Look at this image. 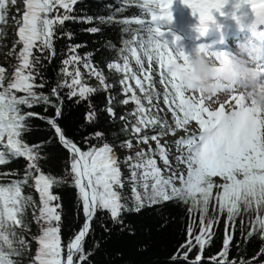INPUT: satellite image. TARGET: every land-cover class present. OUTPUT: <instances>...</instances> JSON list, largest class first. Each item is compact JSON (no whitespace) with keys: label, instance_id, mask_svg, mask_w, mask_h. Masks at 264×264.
I'll return each mask as SVG.
<instances>
[{"label":"snow or ice","instance_id":"obj_1","mask_svg":"<svg viewBox=\"0 0 264 264\" xmlns=\"http://www.w3.org/2000/svg\"><path fill=\"white\" fill-rule=\"evenodd\" d=\"M15 2L0 0V21L5 19L9 3L14 5ZM80 2L23 0L24 10L17 21L18 40L14 41L12 52H15V45L22 46L16 54L18 63L11 66L13 78L6 86L7 69L0 65V165L14 158L22 157L26 161L22 178L0 184V264H13L10 257L19 254L16 245L26 244L16 229L29 227L23 216L29 204L34 202L31 196L22 194V185L29 180L34 181L39 193V215H33L35 222L41 225L40 234L35 237L38 248L34 259L37 264H94L91 258L104 239L103 236L101 240L94 238L86 247V237L93 232L94 219L109 236L111 229L105 223L109 219L113 227L119 226L120 232L134 234L132 225H125L123 221L124 213H139L146 206L169 201L186 205L189 217V239L172 254L171 264L178 260L202 264L203 252L212 245L221 216L225 229L222 246L207 257L209 264H264V110L254 103L249 104L242 93L231 91L228 94L229 90L223 84L214 86L219 95L207 102L195 90H186L188 57L173 46L178 37L174 36L171 42L163 39L159 26L161 21H171L172 0H117L120 7L104 5L107 15L87 14L83 8H77ZM182 2L198 14L199 29L205 31V22L213 19L212 11H219L226 0ZM241 4L264 13V0H237L234 6L238 8ZM131 5L137 6L140 14L123 16ZM66 22L90 25L82 31L91 35L101 33V26L117 25L121 46L117 47L110 37L102 36L94 41L100 44L99 49L81 55L78 50L86 47V43L71 42L75 33ZM124 34H127L126 38ZM60 40L68 43L66 47L61 45L63 59L55 72V81L50 84L44 69L57 57L56 44ZM97 51L102 53L101 60L106 62L107 69L120 74L118 80L109 82L98 62L92 59ZM113 51L117 59L107 60L103 53ZM220 58L216 55L217 61ZM131 61L135 62L139 75L132 68ZM153 62L164 88L163 102L172 114L171 122L162 118L158 105L153 104V100L158 101L161 96L153 83ZM81 65L90 77L95 78V85L85 82ZM129 81L135 82V88ZM117 83L119 91H116ZM45 87L49 91H43ZM100 92L106 93V102L93 103L91 96ZM65 97L69 101L75 98L76 104L87 100V111L83 115L85 123H80L79 128L100 123L106 114L110 123L117 119L121 121L122 132L135 137L138 143L148 145L147 149L141 148L124 158L131 173L130 204L123 202L124 197L117 190L124 187V180L105 132L93 131L83 136L86 150L67 135L66 128L60 123L66 116ZM129 101L134 102L135 107L117 117L114 105H127ZM209 103L212 107L208 106ZM35 106L42 107L43 112L30 110ZM154 108L157 109L155 114ZM32 118L42 121L43 127L34 126ZM191 121L196 122L197 129L189 127ZM34 130L43 132L45 137L38 143L26 142L24 134ZM177 130H182L183 135L173 141L161 142L169 134L175 136ZM93 140L97 143H92ZM151 141L155 142V147ZM54 143L62 145L69 154L64 174L60 176L43 171V163L52 158L44 149ZM173 144L177 153L174 157L170 155ZM121 147L132 149L131 138L122 141ZM157 156L163 162V169L158 166ZM173 159L176 168L185 166L186 173L173 170ZM165 171L169 174L165 175ZM11 174L17 175V170L12 169ZM63 184L76 190V219L79 220L81 210L83 213L78 230L71 224L68 226L71 235L66 250L61 242V197L53 192L54 186ZM214 187L219 189L215 193ZM210 207L214 213L212 217L207 215ZM196 213L199 215L198 225ZM159 220L164 221L161 227L167 224L162 213ZM237 228L245 243L254 237L261 241L258 251L247 259L243 256L229 258ZM236 245L239 252L240 241ZM197 246L195 257L190 259L189 253Z\"/></svg>","mask_w":264,"mask_h":264},{"label":"trees","instance_id":"obj_2","mask_svg":"<svg viewBox=\"0 0 264 264\" xmlns=\"http://www.w3.org/2000/svg\"><path fill=\"white\" fill-rule=\"evenodd\" d=\"M111 4L113 8L120 7V4L117 0H81L77 5V8H83L87 14L90 15H107L108 12L104 5ZM19 9V12L17 11ZM24 10L23 0H16L15 4L12 5L9 3L7 11L5 13V19L0 21V65H4L7 69L6 79L4 80L5 86L8 81L13 77L11 72L13 71L12 65L18 63L16 60V54L19 51V47L22 45H15V52H12L14 47V41L18 40L17 30L14 34V30L9 27V25L18 27L17 21L21 18L22 12ZM134 14H140V9L131 5L122 13L123 16H132ZM66 25L71 28L75 35L72 39V43H86V47H81L78 51L81 55L85 52H88L93 49H99L100 44L94 43V41L100 40L103 37H110L117 45L120 47V29L119 26L114 25L111 27L101 26L103 31L97 35L88 34L82 29H86L90 25L80 24V23H71L66 22ZM135 27V25H133ZM125 38L127 34H124ZM68 41L60 40L57 42V57L51 62V64L44 69L46 78L49 80L50 84L55 81V72L60 67V61L63 59V56L60 55L61 45H67ZM12 53L9 55V53ZM102 53L97 51L92 59L98 62V66L101 67L109 77V82L113 80H118L120 74L115 73L114 71H109L106 67V62L101 60ZM106 56L107 60L117 59L116 52H105L103 53ZM122 63V61H120ZM47 63V62H45ZM132 66V65H131ZM81 72L83 74L84 80L86 83L95 85L97 81L94 77H90L86 69L83 68V65L80 66ZM120 85L116 84V91H119ZM43 91H49L48 87L42 89ZM22 94V93H17ZM121 98L123 95L121 94ZM69 101L65 97V111L66 116L60 120L62 126L67 130V135L74 139L83 150H86L87 145L83 143L82 137L86 136L88 133L93 131H104L106 134L107 142L112 146L113 152L114 148H119L121 151L120 158L117 159L118 166L120 165L122 178L124 180V187L122 189H117L121 192L124 197V203H131L132 197V187L131 181L129 179L131 173L124 162V158L129 155H134L139 149H127L121 147V142L131 138L132 143L137 142L135 137L125 134L121 131L123 125L119 119L115 123H110L106 114L101 117L100 123L94 126H85L79 128L80 123H85L83 121V115L87 111V100L82 101L79 104ZM93 103L106 102V93L100 92L93 94L91 96ZM115 111L117 117L123 115L126 111L131 112L134 108L131 103L127 105H120L119 103L115 104ZM28 110V109H25ZM33 111L43 112V108L40 106H35L32 109ZM32 124L40 125L43 127V122L38 118H32ZM79 128V131L77 129ZM113 133H116L113 136ZM45 134L39 130H34L31 133H25L24 138L28 143H38L40 138H44ZM154 142V141H152ZM92 143H97L93 140ZM152 147H155L153 145ZM148 148V147H147ZM144 148V149H147ZM141 149V148H140ZM44 152L51 155V160L46 163H43V171L45 173H51L53 175H63L65 161L68 158V151L58 143H54L49 147L44 149ZM158 166L162 161L159 160L157 156ZM26 165L24 158H14L9 163L0 165V173H6L5 175H0V184H7L12 180L22 178L23 169ZM161 167V166H160ZM163 169V167H161ZM16 169L17 175L11 174V170ZM165 175L169 173L165 171ZM70 179V177H69ZM75 188L69 184H63L61 186H54L53 192L58 194L61 197L60 203L62 204L63 213H62V228H61V242L65 246L68 242V238L71 235L69 230V224L72 225V228L78 230L80 224L83 222V213L82 210L79 214V220L76 219V209L74 207L75 201ZM22 194L23 196H31L34 203L29 204L26 209V212L23 216L25 223L29 225L27 229L17 228L16 231L18 234L22 235L26 244L23 246L16 245L18 248L19 254L13 255L10 259L13 260V264H37L35 261V255L38 248V242L35 239L38 236L39 229L41 225H38L33 219V215H39V193L34 187V181L29 180L27 184L22 185ZM164 214V219L167 221V224L161 227V224H164V221L159 220V215ZM98 215H102L99 214ZM196 215V224L199 223V215ZM209 217H212L214 213L207 214ZM188 212L187 206L182 202L178 201H169L164 202L162 205H152L146 206L141 209L139 213H124L123 221L125 225L129 223L134 229V234H131L128 231L120 232L119 226L113 227L111 220H106L105 223L111 229V235L109 236L104 229L100 227L99 222L94 219L92 227L93 232L86 237V247L90 246L93 243V239L101 240L103 236L104 239L101 240L100 248L96 254L91 258L94 264H171L170 257L173 253L176 252L180 244L185 243L189 239L187 233V224H188ZM239 220L237 221V224ZM198 231V228L195 229ZM224 223L223 216L219 221L218 226L216 227V237L213 240V243L210 247H206L203 252V261L202 264H209L207 257L212 253L219 250L222 246L223 235H224ZM240 241V251H237L236 242ZM261 241L259 238H252L246 243L241 238L239 228L235 231L234 238L232 241L231 251L229 253V258L243 256L245 259L255 254L258 251ZM198 246L194 248L189 253V258L192 259L195 257ZM21 262V263H20ZM176 264H187V261L178 260Z\"/></svg>","mask_w":264,"mask_h":264},{"label":"clouds","instance_id":"obj_3","mask_svg":"<svg viewBox=\"0 0 264 264\" xmlns=\"http://www.w3.org/2000/svg\"><path fill=\"white\" fill-rule=\"evenodd\" d=\"M251 18L245 24V17L233 16L238 29L245 27L257 41L264 40V13L255 12L250 8ZM200 23V22H199ZM206 30L212 26L219 30L215 18L205 22ZM260 26L261 30L257 29ZM217 61L216 54L209 53L199 45L191 47L187 53L188 64L185 70L186 90L195 92L205 98L206 102L212 97L219 95L215 85L223 84L228 94L231 91L242 93L249 104L254 103L256 107L264 110V74L259 71L257 59L261 55L259 46L252 47L248 38H242L236 44L233 51L220 53ZM209 107L212 104L209 103Z\"/></svg>","mask_w":264,"mask_h":264},{"label":"rangeland","instance_id":"obj_4","mask_svg":"<svg viewBox=\"0 0 264 264\" xmlns=\"http://www.w3.org/2000/svg\"><path fill=\"white\" fill-rule=\"evenodd\" d=\"M179 9H181V10H179ZM222 9H224V5H223V8H221L219 11H216L215 13L216 14L222 13L223 12ZM169 10H170V12L172 14V19L171 20H175L174 18L179 19V18H182V17L187 16L189 14L190 8L186 4H184L182 2V0H172V3L170 5V9ZM159 26H160L161 31L163 33V39H166V40H168V41L171 42L174 36L175 37H178V39L175 40V44L173 46L176 49L182 50L187 55V53L190 51L191 47L182 45V39L179 36V34L177 33L178 31H175L177 27L171 26V27H168L167 28V26L165 25V21H161ZM9 27L14 30V34H15L16 33V30L18 28L17 27H14V26L12 27L11 25ZM167 29H169L171 31H169ZM180 30H181V28H179V31ZM165 31H168V32H165ZM131 65H132V68L134 70H136L137 71V74L139 75V69L135 65V62L134 61H131ZM145 67L146 68L148 67V63H147V60L146 59H145ZM152 67H153L152 76H153V83L155 85V89L159 93H161L160 99L158 101L154 99L153 100V104L158 105L159 115L162 118L168 119L169 122H171L172 114H171V111L168 110V106L165 105L164 102H163V95L162 94H163L164 88H163V86L159 82V75H158V72L156 71L157 65L155 64V62H153ZM129 83H131L133 85V87L135 88V82L134 81H129ZM136 91H137V94H139V90L136 89ZM121 94L123 95V98H124V94L123 93H121ZM128 95H131V93H128ZM129 103H131L132 106L135 107L134 102L129 101ZM145 104L147 105V102H145ZM152 111L155 114L156 111H157V109L154 108ZM129 120L131 121L132 120V117H130ZM189 127L194 128V129H197L198 128V126H197V124H196L195 121H191L190 124H189ZM181 135H183V131L182 130H177L175 136H173L172 134H169L167 137L162 138L161 139V142L163 143L164 140L173 141V140L179 138V136H181ZM5 140H6V138H5ZM150 143H151L152 146L155 145V142H152L151 141ZM133 146L136 147V148H147L148 147V145H145V144L139 145L136 142H133ZM116 150L119 151V149H116ZM176 154L177 153H176L175 145L173 144V145H171L170 155L172 157H174ZM160 166L164 168V165L161 164V163H160ZM173 170L174 171H177V172H179V171H185V173H186L185 166L181 165L179 168H176L175 160L174 159H173ZM213 179H217L218 180V178H213ZM177 183H178V181H177ZM218 190L219 189H217V188L214 187L213 193H215ZM211 211H212V209L210 207L208 213H211Z\"/></svg>","mask_w":264,"mask_h":264},{"label":"bare ground","instance_id":"obj_5","mask_svg":"<svg viewBox=\"0 0 264 264\" xmlns=\"http://www.w3.org/2000/svg\"><path fill=\"white\" fill-rule=\"evenodd\" d=\"M236 2H237V0H226V2L224 3V9H222L223 14H221V13L216 14L215 13L216 10L212 11L213 17L215 18L219 27H221L222 29H225L227 26L237 27L235 20L233 19V16H243L244 17V15L247 12H250V7L247 4H241L240 7L236 8L234 6L236 4ZM179 10H181V9H179ZM174 19L175 20L165 21V25L167 26V28L171 27V26L181 28L180 33L184 39L194 40L195 36H193V35H195V33H193V35H192L189 30H191V28H193L194 31L198 30V25H199L198 14H194L193 11L190 9L189 14L187 16L179 18V19H176V18H174ZM249 21L250 20H247L245 18L244 22H245V24H247ZM213 27L216 28V26H212L210 28H213ZM167 30H169V29H167ZM247 33H249L248 29L239 33L238 36H242V35L247 34ZM229 103L234 104V101H229Z\"/></svg>","mask_w":264,"mask_h":264},{"label":"water","instance_id":"obj_6","mask_svg":"<svg viewBox=\"0 0 264 264\" xmlns=\"http://www.w3.org/2000/svg\"><path fill=\"white\" fill-rule=\"evenodd\" d=\"M67 150V149H66Z\"/></svg>","mask_w":264,"mask_h":264}]
</instances>
